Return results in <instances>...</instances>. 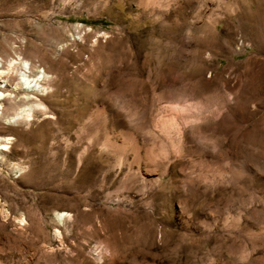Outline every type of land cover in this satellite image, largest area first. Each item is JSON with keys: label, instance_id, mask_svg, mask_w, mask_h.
<instances>
[{"label": "rangeland", "instance_id": "obj_1", "mask_svg": "<svg viewBox=\"0 0 264 264\" xmlns=\"http://www.w3.org/2000/svg\"><path fill=\"white\" fill-rule=\"evenodd\" d=\"M22 56L0 264H264V0H0Z\"/></svg>", "mask_w": 264, "mask_h": 264}, {"label": "bare ground", "instance_id": "obj_2", "mask_svg": "<svg viewBox=\"0 0 264 264\" xmlns=\"http://www.w3.org/2000/svg\"><path fill=\"white\" fill-rule=\"evenodd\" d=\"M15 57L3 58L2 65L0 62V120L5 117L10 122L16 120L19 115L29 118L34 112H37L38 106H45L43 93L48 91L51 86L50 80H47L44 72L35 73V67L29 62L30 59L22 56L21 61L24 65L22 66ZM11 110H16L17 113L12 114ZM1 125L0 121V156L4 157L12 150L13 138L9 133L12 127H2Z\"/></svg>", "mask_w": 264, "mask_h": 264}]
</instances>
